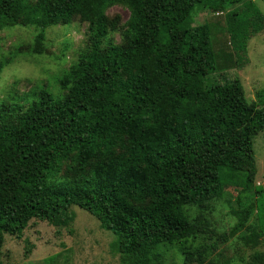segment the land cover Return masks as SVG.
Here are the masks:
<instances>
[{"label":"trees","instance_id":"trees-1","mask_svg":"<svg viewBox=\"0 0 264 264\" xmlns=\"http://www.w3.org/2000/svg\"><path fill=\"white\" fill-rule=\"evenodd\" d=\"M113 5L130 12L125 45L104 50ZM210 5L224 13L241 59L264 30L253 0H0V30L40 29L35 53L46 27L74 17L89 23L91 42L59 79L65 96L42 90L27 108L0 104V264L5 235L71 206L115 237L125 264H159L158 246L206 233L184 207L207 209L228 182L238 188L236 223L212 248L241 233L245 245L259 244L264 187L255 184L253 145L264 128V90L248 102L239 79L213 78L209 26L191 25L197 6ZM181 252L184 264L202 263L205 248ZM252 256L242 264H264V253Z\"/></svg>","mask_w":264,"mask_h":264},{"label":"rangeland","instance_id":"rangeland-1","mask_svg":"<svg viewBox=\"0 0 264 264\" xmlns=\"http://www.w3.org/2000/svg\"><path fill=\"white\" fill-rule=\"evenodd\" d=\"M253 1L264 16V0ZM209 8L211 5L197 6L191 25L209 26L218 66L213 78L239 79L247 101L251 102L258 91L264 90V30L249 39L240 59L230 47L224 13ZM105 15L109 29L101 48L124 46L129 10L113 5L106 9ZM39 32L38 27L21 25L0 30V104L16 103L27 108L42 90L54 98L65 96L67 91L59 79L91 49L89 23L79 17L68 24L46 27L40 52L35 53ZM253 147L257 165L255 184L264 187V128L254 138ZM237 189L228 182L221 197L211 200L207 209L185 206L186 217L204 224L206 233H198L183 245L158 246L154 252L159 264H184L182 247L205 248L202 263L191 264H226L227 261L242 264L251 260L255 252L264 253V237L257 246L245 245L240 238L243 233L218 243L215 250L212 248L218 237L236 223L233 211L237 208ZM249 223L256 225L254 214ZM2 260L3 264H125L117 252L115 237L102 230L93 216L75 206L61 211L51 222L31 220L18 237L5 235Z\"/></svg>","mask_w":264,"mask_h":264}]
</instances>
